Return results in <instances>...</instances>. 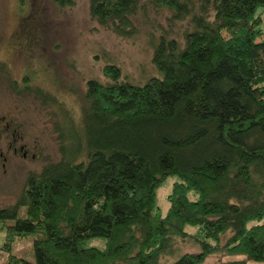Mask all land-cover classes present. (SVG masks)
<instances>
[{"label": "trees", "instance_id": "trees-1", "mask_svg": "<svg viewBox=\"0 0 264 264\" xmlns=\"http://www.w3.org/2000/svg\"><path fill=\"white\" fill-rule=\"evenodd\" d=\"M148 8L184 28L151 34L155 75L142 83L113 64L104 82L85 81L77 118L64 111L54 122L59 158L0 208L3 264H204L213 255L214 264H264V0L87 5L122 38L137 34ZM169 176L161 215L155 191ZM24 236L32 261L11 251ZM184 242L197 250L183 252Z\"/></svg>", "mask_w": 264, "mask_h": 264}, {"label": "rangeland", "instance_id": "rangeland-1", "mask_svg": "<svg viewBox=\"0 0 264 264\" xmlns=\"http://www.w3.org/2000/svg\"><path fill=\"white\" fill-rule=\"evenodd\" d=\"M87 5L88 0H71V4L0 0V208L14 204L30 173L59 158L54 122L64 111L77 118L86 80L104 82L101 70L113 64L129 82L142 83L155 75L150 64L151 34L166 28L176 36L185 26L177 22L169 28L165 10L154 14L148 8L135 20L137 34L122 38L92 20ZM14 83L28 90L16 93ZM35 89L50 95L53 102H43ZM174 180L175 176L167 177L155 191L161 215L167 210L166 195ZM3 241L0 229V245ZM102 241L94 238L91 244L101 246ZM181 247L183 252L197 250L191 242ZM11 251L32 261L31 237L15 238ZM218 258L210 256L204 264H214ZM3 260L1 255L0 264Z\"/></svg>", "mask_w": 264, "mask_h": 264}, {"label": "flooded vegetation", "instance_id": "flooded-vegetation-1", "mask_svg": "<svg viewBox=\"0 0 264 264\" xmlns=\"http://www.w3.org/2000/svg\"><path fill=\"white\" fill-rule=\"evenodd\" d=\"M21 149V147H19ZM23 156H25V153L22 154Z\"/></svg>", "mask_w": 264, "mask_h": 264}]
</instances>
